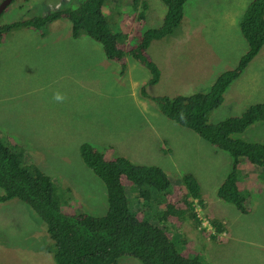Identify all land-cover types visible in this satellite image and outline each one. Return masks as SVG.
I'll use <instances>...</instances> for the list:
<instances>
[{
  "label": "rangeland",
  "instance_id": "374dc122",
  "mask_svg": "<svg viewBox=\"0 0 264 264\" xmlns=\"http://www.w3.org/2000/svg\"><path fill=\"white\" fill-rule=\"evenodd\" d=\"M251 1L186 0L181 25L172 35L155 42L158 45L150 50L160 61L168 51L162 79L154 86L148 84L152 76L149 69L130 55L127 56V72L122 75L120 64L106 56L102 44L87 35L73 38L67 18L50 22L42 30L44 33L24 27L11 30L0 46V136L23 149L26 161L35 160L53 174L57 194L65 204L78 202L84 207L83 211L104 214L108 208L107 189L101 178L83 162L80 142L91 139L96 145L110 146L102 150L107 157L125 152L139 161L140 146L137 143L124 146L125 135L116 134L124 132L140 137L148 131L149 120L156 119L154 113L158 112V104L144 100L141 88L145 87L152 95L169 96L209 91L217 77L233 69L248 50L239 22ZM131 2L112 0L110 6L117 5L122 16L143 11L147 27L161 24L167 9L162 0H140L137 7ZM78 4L79 0H13L0 15V24L45 16ZM109 20L118 30L120 18L113 15ZM57 89L67 97L63 103L52 98ZM262 101L264 46L242 75L230 84L224 101L211 112L209 122L217 125ZM190 132L175 130L171 143L166 146L173 150L164 164L172 180V201L178 197L176 188L183 192L180 181L177 183L181 172L196 171L215 153L222 156L227 153L216 149L194 131ZM241 135L234 134V137ZM242 138L264 141V122L253 123ZM113 139L118 140L119 148L111 147ZM157 144L151 149L153 158L149 156L144 163H155L153 161L162 156L161 149L166 145L163 137ZM227 162L229 166L230 160ZM176 164L181 168H175ZM174 170L179 174H172ZM227 171L226 165L221 163L215 173L222 178ZM254 178H258L262 187V192L251 194L249 198L257 220L250 218L248 222L236 223L233 216L240 212L237 207L219 202L215 199L218 198L216 187L204 185L202 194L218 218H222L226 231L219 232L215 226L210 228L212 224L205 221L207 210L198 207L204 224L187 225L189 233L181 235L187 238L182 250L195 249L206 264H217V259L222 258L234 264H264V246L260 247L264 244V174L258 173ZM249 183L250 180L247 185ZM125 185L127 197L138 202V189L132 188L129 181H125ZM2 192L0 187V194ZM142 208L148 213L154 211L149 206ZM259 231L263 234L252 235ZM166 233L171 237L172 232ZM50 239L53 241L46 223L30 206L21 202L9 205L0 202L1 264H56L54 252L46 250ZM258 251L262 253L261 258ZM122 264L141 263L131 259Z\"/></svg>",
  "mask_w": 264,
  "mask_h": 264
},
{
  "label": "trees",
  "instance_id": "16d2710c",
  "mask_svg": "<svg viewBox=\"0 0 264 264\" xmlns=\"http://www.w3.org/2000/svg\"><path fill=\"white\" fill-rule=\"evenodd\" d=\"M111 1L79 0L80 4L75 8L66 7L45 16L0 25V46L11 30L25 27L42 31L50 22L64 17L71 22L72 37L87 35L102 44L106 56L120 64L122 75L127 72V56L130 55L149 69L152 76L148 84L156 85L164 74L166 67L163 62L168 51L160 61L156 53L150 50L158 45L155 42L172 35L181 25L186 0H162L167 11L161 24L155 27L146 26L147 16L143 11L122 16L117 5L110 6ZM133 2L137 7L140 0ZM113 15L120 18L118 30L112 27L109 20ZM239 27L248 41V50L236 67L217 77L209 91L170 97L149 94L142 87L141 93L149 101L156 102L169 119L186 130H193L232 157L230 170L222 178L216 176L207 182L219 181L215 186L218 196L215 199L233 204L238 211L248 213V194L262 192L258 178L254 177L258 173L264 174V170L258 172L264 169V141H247L242 135L253 123L264 122V101L217 125L209 120L211 112L224 101L230 84L240 77L264 46V0L251 1ZM151 122L156 125L162 123L160 119ZM238 133H242L240 138L234 137ZM170 139L163 137L166 145L161 149L162 156L151 164H134L127 154L107 157L102 150L110 146L96 145L91 139L80 142L83 162L100 176L107 189V211L98 215L83 211L82 204L78 202L65 204L57 194L53 174L35 160L26 161L23 149L0 137V187L3 189L0 202L6 205L12 202L27 204L31 211L33 209L41 217L54 241L50 239L47 249L54 252L56 264H122L131 259L141 264H204L200 254L191 247L182 251L187 238L181 236L189 233L190 226L187 225L202 223L195 204L201 203L203 209L208 207L202 194L205 186L195 177L198 171L181 172V180L178 177L177 183L180 181L181 189L186 191L180 194L175 203L167 202L165 198V211L149 210L148 213L142 208L143 205L156 208L162 198L171 192L172 180L162 159L173 153L170 146L166 147L171 143ZM172 174L179 172L174 170ZM123 175L129 177L132 188L138 189V202L133 200L135 198L131 200L127 197V187L122 183ZM208 209L206 215L210 223L217 230H222V218H218L213 208ZM155 221L163 224V227ZM167 231L172 232L171 237L166 235Z\"/></svg>",
  "mask_w": 264,
  "mask_h": 264
},
{
  "label": "clouds",
  "instance_id": "9594fccd",
  "mask_svg": "<svg viewBox=\"0 0 264 264\" xmlns=\"http://www.w3.org/2000/svg\"><path fill=\"white\" fill-rule=\"evenodd\" d=\"M2 1V0H1ZM1 1H0V3H1ZM13 1V0H12ZM11 1V2H12ZM133 1V0H132ZM25 2H29V0H25ZM80 4V3H79ZM78 4V5H79ZM9 5V4H8ZM8 5H7V7H8ZM7 7L2 11V13L7 9ZM166 8H167V6H166ZM166 11H167V9H166ZM7 24V23H6ZM0 25H3V24H0ZM25 28V27H24ZM18 29V28H17ZM25 29H32V28H25ZM32 30H36V29H32ZM247 43H248V41H247ZM2 46V45H1ZM36 47H39V46H36ZM249 47V46H248ZM245 54V53H244ZM240 60V59H239ZM239 62V61H238ZM238 64V63H237ZM236 67V66H235ZM244 72V71H243ZM242 75V74H241ZM142 89V88H141ZM145 90L147 91V89L145 88ZM147 93H149L150 94V92H148L147 91ZM140 94H141V97L144 99V100H149V99H147L146 97H144L143 95H142V93H141V90H140ZM173 95H175V96H178V95H184V94H182V93H174ZM173 95H170V97H172ZM165 96H169V95H165ZM52 98H53V100L55 101V102H58V103H63L65 100H66V95L62 92V91H60L59 89H57L54 93H53V96H52ZM259 103V102H258ZM245 112V111H244ZM155 115H156V119L155 120H157V119H160L161 121H162V123L160 124V125H156L154 122H151L150 120H149V123H148V131H146V133L144 134V135H142V136H140V137H138V136H134V135H131V134H127V133H124V132H122V133H118V134H116V135H119V136H121V135H125V137H126V141L124 142V146H132V144H134V143H137L138 144V146H140V149L138 150V155H139V157H140V160L139 161H137L135 158H134V156L132 155V156H130V160H131V162L132 163H134V164H151V163H144L143 161H145L149 156H151V154H152V151H151V149L153 148V147H156L158 144V141H159V139L161 138V137H164V136H166V137H168L171 141H172V138H173V133H174V131L175 130H181V129H184L182 126H180V127H182V128H178V124L175 122V121H173V120H171V119H169L165 114H163L161 111H160V109H159V107H158V112H156V113H154ZM173 121V122H172ZM261 121V120H260ZM193 131V130H192ZM162 133H164V134H166V135H164V136H162ZM188 133H192V132H190V130H188ZM113 135V134H112ZM199 136V135H198ZM1 137V136H0ZM203 139V138H202ZM205 140V139H204ZM207 143H209V144H211L212 146H214L216 149H219L217 146H215L214 144H212V143H210L209 141H207V140H205ZM111 147H115V148H119V146H118V140L117 139H113V141H112V145H111ZM219 150H222V149H219ZM222 151H224V150H222ZM225 153H226V151H224ZM151 153V154H150ZM81 154V153H80ZM123 154H125V152H123V153H121L120 155H115V154H113V156H123ZM169 154H172V153H169ZM168 154V155H169ZM129 155V154H128ZM167 155V156H168ZM153 158V156H151V159ZM163 158V161H166L167 159H169V156L166 158L165 156H163L162 157ZM150 159V160H151ZM154 159H155V157H154ZM227 160H230V164H229V166H228V162H227ZM231 161H232V157L229 155V154H227L226 153V156H222V155H220V154H218V153H215L211 158H209V159H207L206 161H204L203 163H201L200 165H199V167L196 169V171H198L199 172V174L198 173H196L195 174V177L197 178V180H201V182L206 186V188H209V187H212V186H216L217 185V183L219 182H207V180H210V179H213V177H216V176H218L216 173H215V170L217 169V166L219 165V164H221V163H224L225 165H226V170H230V167H231ZM153 162H155V160L153 161ZM85 163V162H84ZM175 168H180V166H178L177 164H176V167ZM260 170H264V169H260ZM227 171V172H228ZM94 172V171H93ZM185 172H190V171H185ZM96 174V173H95ZM97 175V174H96ZM100 177V176H99ZM129 177H127L126 175H123L122 176V183H123V185H125V181H129L130 182V184H132V182L128 179ZM204 180H206V181H204ZM181 186H182V184H180ZM180 186V187H181ZM183 191H186V190H183ZM176 192L178 193V197H177V200H175V201H172L171 199H170V196L172 195V193H173V190H172V185H171V192H170V194H168V195H165L163 198H162V200L160 201V203H158L157 204V206H156V208H151L150 206V208L151 209H153L154 210V212H159V211H161V212H163V211H165L166 210V204L165 203H167V202H172V203H175V202H177L178 200H179V198H180V189L178 188H176ZM250 195L251 194H248V197L246 198V207H247V209H248V213H242V212H237V214H235L234 216H233V220H236V217L237 216H241V218H244V217H247V218H244L245 219V222H248V220L251 218V216H252V214H253V209H252V205L251 204H249V198H250ZM165 198H167V202L165 201ZM207 201V200H206ZM196 202H197V200H196ZM219 202H221V203H225V202H223V201H221V200H219ZM11 204V203H10ZM207 204H208V207H207V211L209 210L208 208H211V206H210V203H209V201H207ZM225 204H227V203H225ZM7 205H9L8 203H7ZM83 207V206H82ZM195 207H196V212H197V214L199 215V211H198V207L199 208H201L202 210H203V206H201V203H199V204H195ZM84 208V207H83ZM225 210H227L228 211V209L226 208ZM241 213V214H240ZM200 216V215H199ZM201 218V217H200ZM226 218H228V217H226ZM205 221H207V223H209L210 221H209V219H207L206 218V220ZM203 223V222H202ZM222 223V225H223V227H222V230H224V231H226V228H225V223L222 221L221 222ZM204 224V223H203ZM212 226H214L213 224L212 225H210V228L212 227ZM216 227V226H215ZM222 230H218L219 232H222ZM256 234H263L262 233V231H259V232H253L252 233V235H256ZM166 235H168L167 233H166ZM169 236V235H168ZM48 246V245H47ZM47 246H46V250L48 251V252H51L50 250H48L47 249ZM193 249V248H192ZM193 250H195V249H193ZM182 251H184V250H182ZM54 260H55V258H54ZM55 263H56V261H55ZM1 264V263H0ZM204 264H206V263H204ZM217 264H234V262L232 261H230L229 259H226V258H222V259H217Z\"/></svg>",
  "mask_w": 264,
  "mask_h": 264
},
{
  "label": "crops",
  "instance_id": "0c3cea01",
  "mask_svg": "<svg viewBox=\"0 0 264 264\" xmlns=\"http://www.w3.org/2000/svg\"><path fill=\"white\" fill-rule=\"evenodd\" d=\"M252 209H254V206H252ZM251 220H253V221L257 220V217H256V215L254 213L251 216ZM244 221H245V219L241 218V216H237L236 217V223H241V222H244ZM262 224L264 225V223H262ZM238 237L241 238V239H244V236L239 235ZM263 246H264V244H262L260 247L262 248ZM258 252L260 253L259 257L261 258V254L262 253H261V251H258Z\"/></svg>",
  "mask_w": 264,
  "mask_h": 264
},
{
  "label": "water",
  "instance_id": "95a60500",
  "mask_svg": "<svg viewBox=\"0 0 264 264\" xmlns=\"http://www.w3.org/2000/svg\"><path fill=\"white\" fill-rule=\"evenodd\" d=\"M12 0H2L0 3V14L7 7L8 4L11 3Z\"/></svg>",
  "mask_w": 264,
  "mask_h": 264
}]
</instances>
